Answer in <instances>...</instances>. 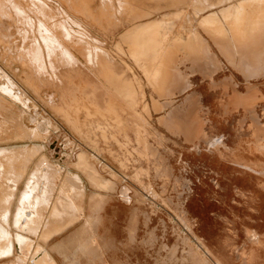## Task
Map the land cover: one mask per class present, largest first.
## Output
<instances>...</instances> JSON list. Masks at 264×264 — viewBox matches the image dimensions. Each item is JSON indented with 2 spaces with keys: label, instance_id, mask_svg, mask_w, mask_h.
Segmentation results:
<instances>
[{
  "label": "rangeland",
  "instance_id": "374dc122",
  "mask_svg": "<svg viewBox=\"0 0 264 264\" xmlns=\"http://www.w3.org/2000/svg\"><path fill=\"white\" fill-rule=\"evenodd\" d=\"M254 3L264 0H0V227L10 239L14 216L49 195L38 184L66 175L73 207L62 188L61 227L40 238L56 264H264V22L236 42L229 28ZM81 5L114 15L104 28ZM130 7L150 14L132 19ZM159 21L140 39L157 47L144 75L128 41ZM169 22L170 40L191 38L199 55L197 65L177 58L173 90L159 81ZM40 161L54 169L28 182ZM15 256L0 264H22Z\"/></svg>",
  "mask_w": 264,
  "mask_h": 264
},
{
  "label": "crops",
  "instance_id": "0c3cea01",
  "mask_svg": "<svg viewBox=\"0 0 264 264\" xmlns=\"http://www.w3.org/2000/svg\"><path fill=\"white\" fill-rule=\"evenodd\" d=\"M127 12H131V18L132 19H138L141 17L148 16L150 14L149 12L138 11V10L134 9L133 7H130ZM160 21L159 22H148L141 31L133 34L129 38V41H128V50H127L128 55L133 60V62L137 65V67L142 71V73L144 75H145V72H144L145 63H149V60L145 58L146 56L143 57L144 60H138L137 57L136 58L134 57V55H135L134 53H142V52H146V51L152 52L153 51L152 47H149L147 49L145 47L144 43H140L139 40L144 38L147 34L151 33L152 29L150 27L155 23L156 24L160 23ZM153 46H155V43ZM155 50H156V48H155ZM146 80H147V78H146ZM113 82L114 81L112 78V81H109L107 83L109 87L108 88L106 87V88L113 91V89L110 87V84L112 85ZM147 84L150 85L151 88L154 90L152 85H156L155 82L148 83V80H147ZM155 91L157 92V89ZM111 96L114 99V95H111ZM141 96H142V94H141ZM141 96L137 95V97H136L137 103L136 104H135V102L133 105H130L129 103H126V102H125V104L127 105L128 108L134 109L141 103ZM125 98L126 97L119 98V99L129 100L128 97L126 99ZM123 103H124V101H123ZM153 107L155 108V110L158 109L159 103H154ZM171 126L173 127L174 124H171ZM46 165L47 164L44 161L38 162L36 167L41 168V171H39V172L36 171L35 175L33 174L34 172H32L30 174V176L34 175L35 176L34 178L36 179L37 177H41L42 174L44 176L46 175L45 173H47V171H44L43 168H45L47 170L54 169V167L52 168L51 165H49V166H46ZM30 176H29L28 182H30ZM35 179H33V180H35ZM69 180L70 179L66 175L63 177L58 176L57 180H56L57 184L54 183V186L49 188V189H47L48 186L45 185L42 180H40L42 182H40L36 188V189L41 190V192H39V193L42 194L43 193L42 191L44 190V188H45V190L49 191V195L46 196V198L43 197V199H45V202L41 199L42 196L39 195V198L36 199L37 210H34L35 201L33 199H35V198L32 199V208H33L32 210H34V214L27 215L22 211V213H20V214L17 213L14 216V218L16 219V223L14 224V226H15V228H17V232L15 234L14 241H13V249H15V253H16V256H15L16 262L20 261L22 264H56V262L52 259V257L47 253L48 252L47 248L43 244L44 239H40V238H41V236H43V234H45L47 232V230H49V229L50 230H54V229L58 230L61 227V225L58 222H56L59 219L56 211L58 208V195H59L60 191L62 190V188L66 193V199H65L66 209H68V210L72 209L73 204H74V194H73V190L71 188V184H70ZM44 203H45V205H47V208L45 210H44ZM41 205H43L42 210H41L42 207L40 209H38ZM27 209H29V204H28ZM43 212H45V215H43ZM20 219H22V220L26 219L27 222L26 223L25 222H19ZM20 228L23 229L25 232L32 234L33 239H29V238L25 237L23 235V232L20 231ZM18 238L28 239L29 241H31L30 244L35 249V251H38V247L36 246V244H37L40 247V249H42L40 251L41 253L38 254V252L33 251L29 255V257H26L23 253H21V257L23 259L27 260V261L26 260L23 261L17 255L18 250L16 247L17 243H16L15 239H18ZM29 252L30 251H27V253H29ZM27 253H25V254H27Z\"/></svg>",
  "mask_w": 264,
  "mask_h": 264
},
{
  "label": "bare ground",
  "instance_id": "6f19581e",
  "mask_svg": "<svg viewBox=\"0 0 264 264\" xmlns=\"http://www.w3.org/2000/svg\"><path fill=\"white\" fill-rule=\"evenodd\" d=\"M242 2H240V3H242ZM83 10L84 11H88V12H86L87 14H90L91 13L92 15H96L97 16V23L99 25H101L102 27H104V28L106 27V24L109 23V21H108V15L110 13H111V16L114 15L113 14V9L111 7L109 9H105V7H101L100 10H96L94 12H90L89 9L86 6L81 5L80 12L83 11ZM237 18H238V20L236 21V23H238V24L235 26L232 23L229 26V28L232 30L231 32H232L233 38L235 39V42L243 38V33H244L245 29L247 28V26L250 23L256 24L259 21H263L264 22V4L263 3H261V4L254 3V6L251 5V8H250V6H246L245 7V11H243V13H240L237 16ZM205 24L206 23L203 22V29L208 33L210 31H207V28H206ZM150 28L152 29V31H151L152 35H154V32H155L154 31L155 29H153L154 28V25H152ZM216 30L218 31V29H216ZM171 31L172 30L170 29V22H169L168 29H167L166 33L164 34V36H166L167 38H164L162 40V50H163V53H162V55L159 58V61L161 63H163L164 66H166V68L168 67L169 74H167L168 72L167 73H164L163 76H160V80L159 81H161L163 83H169V84L170 83L172 84L174 82V84L171 85V87H170L173 90L174 88H176V87L179 86L178 78L176 77L175 72H174V68H175V65L177 63V58L181 54H187V55L193 56V58L195 59L194 60L195 62H194L193 65H197V64H199L198 63V60H197V59H199V57H198L199 55L197 54V48L194 46L195 44H194V42H193V40L191 38H187V39H179L178 38V39H175V40H172L171 41L170 40L171 38L169 37V34L171 33ZM211 31L212 32H210V33H214V34L217 33L214 29H212ZM161 39H162V37H161ZM140 43H144L146 45L147 44V41L140 40ZM148 44H149V47H152V48L154 47L153 46L154 42L152 40L149 41ZM75 45H77V43H75ZM145 47L147 48V46H145ZM148 52L149 51L143 52V56H146ZM148 55H150V54H148ZM156 63H157L156 61L151 62V64H155V65H156ZM149 71H150V69L148 70L147 74H149ZM125 85L126 84L123 85V88H119V90L120 91H124L126 89V86ZM153 88H154V91H155L157 89V85H153ZM127 90L129 92V88H127ZM161 94H164V93H161ZM112 108H113V106L111 105L110 109L112 110ZM67 121H69V123L72 124V125H76L77 122H78V121H76V119H74L73 121H71L69 119ZM55 148L58 149V147L53 146L52 149H50V150H55ZM34 177H35L34 175L33 176H30V178H32V179H35ZM32 199L33 198L30 199V201L27 203V205L28 204L29 205H32ZM33 200L36 202V199H33ZM20 209H22V208H20ZM20 213H22V212H19L18 214H20ZM10 236H11V233H10V231L8 229L3 228V227H0V242H3V244H0V257H2L3 255H10L12 253L13 241H12V239H10L11 238ZM15 241L17 243L16 244L17 245L16 247H17V250H18V254L17 255L23 261L26 260V259H23L21 257V253H23L26 257H29V255L33 251H35V249H32L29 253H27V251L25 249L19 248L20 246H24L25 247L26 246V243H27V247H28L29 244L31 243V241H29L28 239L18 238V239H15ZM23 251H25L27 254H25Z\"/></svg>",
  "mask_w": 264,
  "mask_h": 264
},
{
  "label": "water",
  "instance_id": "95a60500",
  "mask_svg": "<svg viewBox=\"0 0 264 264\" xmlns=\"http://www.w3.org/2000/svg\"><path fill=\"white\" fill-rule=\"evenodd\" d=\"M50 146L53 147V144H51ZM55 150H57V148H55Z\"/></svg>",
  "mask_w": 264,
  "mask_h": 264
}]
</instances>
